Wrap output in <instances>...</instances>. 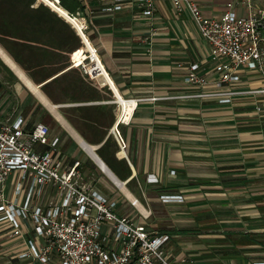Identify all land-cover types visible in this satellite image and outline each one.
Listing matches in <instances>:
<instances>
[{"label": "crops", "instance_id": "obj_1", "mask_svg": "<svg viewBox=\"0 0 264 264\" xmlns=\"http://www.w3.org/2000/svg\"><path fill=\"white\" fill-rule=\"evenodd\" d=\"M61 1L79 18L101 75L83 73L89 53L59 14L36 0H0V122L46 125L58 139L56 155L68 166L78 161L87 185L116 211L132 207L130 219L149 233L169 237L170 261L264 263V97L229 105L187 97L199 92L182 80L189 65L209 82L217 75L189 13H175L172 0H154L152 18L135 1L119 11H104L116 0ZM195 1L207 16L228 3L245 14L242 0ZM257 1L251 5L264 8ZM237 86L261 82L243 70ZM17 177L7 178V199ZM160 196L183 202L164 204ZM25 224L15 236L0 222V264H40L20 257Z\"/></svg>", "mask_w": 264, "mask_h": 264}, {"label": "built area", "instance_id": "obj_2", "mask_svg": "<svg viewBox=\"0 0 264 264\" xmlns=\"http://www.w3.org/2000/svg\"><path fill=\"white\" fill-rule=\"evenodd\" d=\"M36 1L69 22L84 42L89 57L81 65L83 73L91 78L101 75L79 18L64 9L61 0ZM116 1L104 11H119L121 2L127 0ZM128 1L139 4L142 17H153L154 0ZM240 4L245 8L243 15L235 12L234 3H228L221 14L207 16L195 0H172L175 13H189L208 47V62L217 75L209 82L199 74V65H189L182 80L199 92L187 97L214 99L222 105L231 104L239 96L264 97V8L253 7L251 0ZM243 70L256 74L261 87L239 88ZM255 110L259 112L260 107ZM57 143V138H49V129L42 123L28 128L21 117L11 123L0 122V222H7L15 236L21 234V222L30 224L38 240V246L28 240L21 258H32L40 264H191L187 259L167 258V235L149 233L143 224L117 214L114 201L83 181L78 161L68 166L60 160ZM13 172H18V177L7 199L5 185ZM100 184L113 193L109 185ZM159 200L164 204L183 202L180 196H160Z\"/></svg>", "mask_w": 264, "mask_h": 264}, {"label": "rangeland", "instance_id": "obj_3", "mask_svg": "<svg viewBox=\"0 0 264 264\" xmlns=\"http://www.w3.org/2000/svg\"><path fill=\"white\" fill-rule=\"evenodd\" d=\"M258 2V4L259 5H262V6H264V0H259V1H257ZM62 13H64L63 11H62ZM53 134L54 133H56V132H52ZM36 148H38V147H36ZM68 154V153H67ZM54 196V193H52L51 194V197H53ZM138 198V197H137ZM139 201H140V199H139ZM141 202V201H140ZM118 211V210H117ZM117 211H116V213H117ZM117 214H121L122 216H125V217H131V218H133V217H135V215H136V212L133 210V208L132 207H130L128 204H123V208H120L119 209V211H118V213ZM136 220L137 221H141V219L140 218H136ZM148 221V220H147ZM28 225H30V224H28ZM28 238H30L34 243H35V245H37L38 246V240L37 239H35V238H33L32 237V235H31V233L28 231V229H27V225L25 224V249L27 250L28 248V244H27V239ZM26 252V251H25ZM50 256H53V255H50ZM57 258L55 257V259L54 260H56ZM25 260L26 261H34V259H32V258H25Z\"/></svg>", "mask_w": 264, "mask_h": 264}, {"label": "bare ground", "instance_id": "obj_4", "mask_svg": "<svg viewBox=\"0 0 264 264\" xmlns=\"http://www.w3.org/2000/svg\"><path fill=\"white\" fill-rule=\"evenodd\" d=\"M57 11H58L59 13H61V12H60V9H58ZM88 151H89V150H88ZM99 165H100V164H99ZM101 167H102V166H101ZM102 169H103V168H102Z\"/></svg>", "mask_w": 264, "mask_h": 264}, {"label": "trees", "instance_id": "obj_5", "mask_svg": "<svg viewBox=\"0 0 264 264\" xmlns=\"http://www.w3.org/2000/svg\"><path fill=\"white\" fill-rule=\"evenodd\" d=\"M64 9H66L67 11H69L68 8H66V7H64ZM69 12H70V11H69Z\"/></svg>", "mask_w": 264, "mask_h": 264}]
</instances>
